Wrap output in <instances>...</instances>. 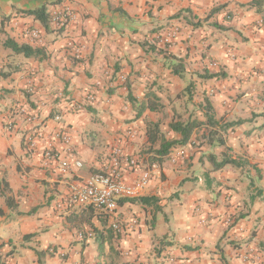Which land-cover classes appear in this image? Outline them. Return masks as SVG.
I'll list each match as a JSON object with an SVG mask.
<instances>
[{
  "label": "crops",
  "instance_id": "crops-1",
  "mask_svg": "<svg viewBox=\"0 0 264 264\" xmlns=\"http://www.w3.org/2000/svg\"><path fill=\"white\" fill-rule=\"evenodd\" d=\"M58 4L73 9L64 30L28 13ZM28 26L40 29L39 42L24 34ZM169 28L174 38L163 43ZM8 38L40 53H16ZM70 100L80 111H68ZM147 104L156 108L138 116ZM16 105L42 123L34 149L24 143L21 114L16 129L5 128ZM149 122L169 140L179 137L170 124L193 125L182 161L157 155ZM60 127L81 161L65 174L43 158ZM115 146L137 159L128 184L158 164L135 201L119 199L112 214L57 209L71 185L110 164ZM0 155L9 264H264V201L256 195L264 190V0H0ZM134 217L121 235L109 230Z\"/></svg>",
  "mask_w": 264,
  "mask_h": 264
},
{
  "label": "built area",
  "instance_id": "built-area-1",
  "mask_svg": "<svg viewBox=\"0 0 264 264\" xmlns=\"http://www.w3.org/2000/svg\"><path fill=\"white\" fill-rule=\"evenodd\" d=\"M73 17V9L67 4H58L47 11L48 25L53 29L64 30L69 26ZM176 29H165L159 38L163 43H169L174 38ZM24 34L33 42H39L41 31L34 26L26 27ZM72 46V43H68ZM79 48L76 49V55H79ZM215 61L209 62L210 67H215ZM94 96L91 93L86 95V100L94 101ZM82 104L74 100H70L67 109L68 111H80ZM21 114L23 125L24 143L28 149H34L45 137L42 123L39 121L36 113L25 106H14L5 120L6 130L16 129L17 123L15 118ZM55 120H60L61 115L56 114ZM52 137L47 141L43 149V158L47 163H54L53 170L60 173H68L71 164L80 167L81 161L75 158V151L71 141V135L66 127H60L52 130ZM128 138H133L135 132L133 130L127 132ZM53 138V139H52ZM61 142L64 147L66 157H61L55 147L54 141ZM185 147L182 145L172 147L167 153V157L172 163H178L185 158ZM1 157V155H0ZM137 159L125 153L121 147L115 146L111 150L110 164L104 170L92 174L85 180L74 183L70 186L67 194L61 196L54 204L57 209L66 208L68 206H95L103 212L112 214L117 208V200L120 198H135L140 191L148 185L153 171L157 170V162H152L144 169L140 177L131 184L126 183L124 175L136 170ZM138 223L136 217L131 218L127 223L120 224L112 222L111 228L115 233L122 234L127 228ZM10 257L2 251L0 242V264H9Z\"/></svg>",
  "mask_w": 264,
  "mask_h": 264
},
{
  "label": "trees",
  "instance_id": "trees-1",
  "mask_svg": "<svg viewBox=\"0 0 264 264\" xmlns=\"http://www.w3.org/2000/svg\"><path fill=\"white\" fill-rule=\"evenodd\" d=\"M29 14L33 15V17L35 19H38L40 21V23L44 26V28H48V21H47V12H46V7L42 6L40 8L37 9H33L28 11ZM4 45L6 47L11 48L14 52L16 53H22L24 56L28 57V56H36L40 53V50L38 48H34L31 45H29L28 43H18L15 42L13 39H6L4 41ZM208 107V105L206 106ZM145 108H149V109H155L156 106H154L153 104H147V105H139L136 112L137 115H141L142 111ZM206 121H209V118L206 119ZM148 126L150 127V133H148V140L151 142V144L155 143L156 141L159 142L158 144V149H157V155L163 156L166 155L168 150L170 148H172L173 146H177L180 144H185V142L189 139L190 137V133L193 129V125L190 124L189 122L186 123H182V122H175L170 124V129L179 133V137L175 138V139H166L163 135L159 136L158 132H157V127H158V123L155 122H149ZM152 128V129H151ZM236 161L233 159H229L227 161V163H232L234 164ZM225 162H221L219 165H223ZM5 189V188H4ZM6 192H8V188H6ZM256 195L258 197H260L263 201H264V190L263 189H258L256 191ZM137 198V197H135ZM135 198H124V199H128L129 201H135ZM121 199V198H120ZM10 200L11 198L6 195V201L8 204H10ZM119 202V199L117 200V203ZM91 209L95 210L96 207L95 206H89ZM107 214V213H106ZM109 230L111 232H113V234H115V236H119L121 234L119 233H115L111 227H109ZM95 231V230H94Z\"/></svg>",
  "mask_w": 264,
  "mask_h": 264
}]
</instances>
